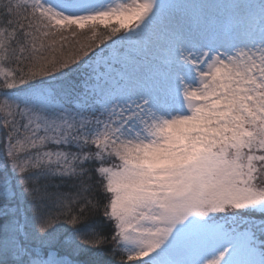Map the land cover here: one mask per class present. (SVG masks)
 <instances>
[{"label":"snow or ice","instance_id":"6c2138e0","mask_svg":"<svg viewBox=\"0 0 264 264\" xmlns=\"http://www.w3.org/2000/svg\"><path fill=\"white\" fill-rule=\"evenodd\" d=\"M0 264H264V0H0Z\"/></svg>","mask_w":264,"mask_h":264}]
</instances>
